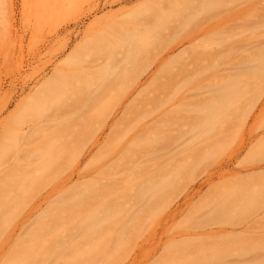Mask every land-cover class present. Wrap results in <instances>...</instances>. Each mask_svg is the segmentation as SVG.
<instances>
[{"label": "rangeland", "instance_id": "1", "mask_svg": "<svg viewBox=\"0 0 264 264\" xmlns=\"http://www.w3.org/2000/svg\"><path fill=\"white\" fill-rule=\"evenodd\" d=\"M106 1L0 0V264H264V0Z\"/></svg>", "mask_w": 264, "mask_h": 264}, {"label": "bare ground", "instance_id": "2", "mask_svg": "<svg viewBox=\"0 0 264 264\" xmlns=\"http://www.w3.org/2000/svg\"><path fill=\"white\" fill-rule=\"evenodd\" d=\"M107 1H109V0H107ZM106 1V2H107ZM115 1H118V0H115ZM114 1V2H115ZM110 2V1H109ZM111 2H112V0H111ZM145 2V1H144ZM162 62H163V60L161 59L159 62H158V64L155 66V68H156V70H158L159 68H160V66H161V64H162ZM154 73H155V71H154V69L151 71V74H150V76L149 77H151V76H153L154 75ZM138 83V82H137ZM145 83V82H144ZM143 83H138V84H134L133 86H132V88L131 87H129V88H127L128 90L126 91V95H125V98H126V100H129L131 97H133L134 95H135V93L139 90V88H140V86L142 85ZM253 105H255V103L253 104ZM253 107V106H252ZM122 108H123V106H121L120 108H119V110H118V112L116 113V115L113 117V119L111 120V122L109 121L106 125H105V128L102 130V131H100L95 137H94V139L92 140V142H91V149L88 151V154L92 151V149H94V148H97V147H100V145L102 144V140L105 138V136H104V134H105V130H110V131H112L113 129H114V125L116 124V117L118 116V114L122 111ZM252 111V110H251ZM250 111V112H251ZM15 133L17 134V135H20V136H24V135H28V137L29 138H31V137H34V134H36L37 133V129L35 128V127H28L25 131L22 129H19V130H15ZM14 159H16V160H18L19 158H18V156L16 155V156H14ZM79 165L80 164H77L76 166H78V167H75L76 168V170H78V168L80 169V167H79ZM220 167V166H219ZM218 167V168H219ZM75 168H74V170H75ZM216 170L217 169H215V171L213 172V173H215L216 172ZM74 173H75V171H73L71 174H70V176H69V179H70V177L72 176V175H74ZM80 174H81V172H80V170H78L77 171V175H78V177H80ZM210 176H211V174H209ZM6 176V172H4V171H0V178L2 179V178H4ZM209 177V176H208ZM209 178H211V177H209ZM5 184V183H4ZM2 190H0V196L2 195V194H5V190H3V192H1ZM48 196H50V194H47L46 195V197H48ZM35 208H37V206H34L33 207V209H35ZM173 212H175V210H172L170 213V215L172 216V215H174V214H172ZM213 220V219H212ZM212 220H210V221H208L209 222V224H211V226L210 225H208V226H210V227H208L209 229H212V225L213 226H215V224H214V222L216 223V221L214 220V222L213 223H211L212 222ZM207 222V223H208ZM219 222V221H218ZM216 224H219V225H221L220 224V222L219 223H216ZM206 226V225H205ZM222 227H223V224H222ZM222 227H220L219 226V230H220V228H221V231H223V229H222ZM208 229V230H209ZM209 232V231H208ZM213 232V231H212ZM221 233H223V232H221ZM217 234H219V233H217ZM202 235V234H201ZM220 235V234H219ZM204 235H202L201 237H203ZM205 236H206V234H205ZM204 236V238H206L207 236H208V238H206V239H210V238H213L211 235H207L206 237ZM210 236V237H209ZM189 237H197V239L195 238V240H198V242H196V243H199V241L200 242H202V239L204 240V238H201L200 237V239H198V236H189ZM186 238V237H185ZM185 238H182L183 240V243H186V240L188 239H185ZM188 242L192 245L193 243H192V240L191 241H189L188 240ZM204 242V241H203ZM194 243H195V241H194ZM200 245L202 244V243H199Z\"/></svg>", "mask_w": 264, "mask_h": 264}]
</instances>
